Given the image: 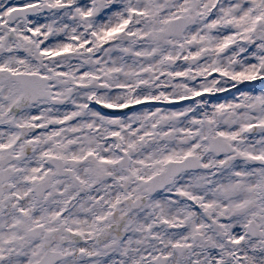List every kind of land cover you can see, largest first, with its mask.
<instances>
[{"label":"snow or ice","instance_id":"1","mask_svg":"<svg viewBox=\"0 0 264 264\" xmlns=\"http://www.w3.org/2000/svg\"><path fill=\"white\" fill-rule=\"evenodd\" d=\"M0 264H264V0H0Z\"/></svg>","mask_w":264,"mask_h":264}]
</instances>
